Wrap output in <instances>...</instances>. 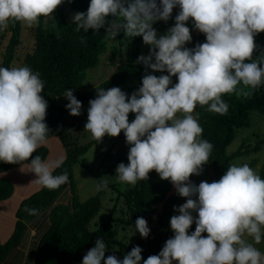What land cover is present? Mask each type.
Returning <instances> with one entry per match:
<instances>
[{
  "label": "clouds",
  "instance_id": "1",
  "mask_svg": "<svg viewBox=\"0 0 264 264\" xmlns=\"http://www.w3.org/2000/svg\"><path fill=\"white\" fill-rule=\"evenodd\" d=\"M63 2L0 0V31L13 20L32 25ZM174 8L179 9L174 24L158 34L154 23L167 22ZM71 22L77 32L104 28L113 37L120 32L128 40L140 36L149 46L148 54L136 61L145 66L140 86L130 95L118 86L96 87L84 130L97 143L123 131L128 162L116 166L118 182L134 186L155 170L187 198L174 206L173 235L158 254L143 259V249L134 246L122 259L105 257V241L97 238L81 264H264V252L255 246L264 241V178L248 163H234L218 180L196 184L190 179L202 174L213 148L201 139L203 128L192 114L197 105L224 114V94L239 85L264 86V49L254 39L264 32V0H90ZM193 30L206 40L188 47ZM44 88L40 74L30 67L0 65V162H27L35 182L55 190L70 183L67 172L54 174L63 158L33 156L50 131ZM73 92L65 89L62 96L69 114L78 116L82 102ZM129 113L134 114L131 121ZM106 186L101 182L97 190ZM135 229L142 238L150 234L143 217H137Z\"/></svg>",
  "mask_w": 264,
  "mask_h": 264
},
{
  "label": "trees",
  "instance_id": "2",
  "mask_svg": "<svg viewBox=\"0 0 264 264\" xmlns=\"http://www.w3.org/2000/svg\"><path fill=\"white\" fill-rule=\"evenodd\" d=\"M89 2L90 0H69L71 8L77 12L86 11ZM175 15L176 12L173 10L172 17L166 23L167 28L174 24ZM162 25H164L163 21H157L153 27H163ZM10 26L11 36L2 60L4 67H12L15 51L21 40V22L13 20ZM74 28L75 26L68 20L63 8L54 11V24L52 25L46 24L45 16L40 17L35 26L33 51L25 57L26 65L34 72H38L45 84L41 94L48 102L45 119L50 131L47 141L55 138L61 139L66 151L62 166L56 168L54 174L67 172L72 192L71 204L57 203L68 184L55 190L40 186L38 190L24 197L15 210V221L11 234L4 243H0V263L23 243L27 225L45 215L44 213L47 218L44 224L45 229L43 228L44 231L38 237L37 254L32 264H76L82 252L93 247L97 238L105 241L108 251L112 250L115 244H120L116 238L111 217L104 220L97 229H88V224L101 206V197L99 193L80 202L73 182V166L96 141L91 139L86 144L79 145L77 139L71 138L69 127L75 115H70L65 108L68 103L66 98L63 96L61 102H58V98L62 97L65 89H74L73 94L82 102V109L85 108L87 112L89 100L97 95L96 87L107 89L118 86L121 88L133 77L141 78V82L145 74V66L136 61L143 54V41L140 36L128 40L123 33L125 48L128 50L126 60L118 64L116 71L108 79L96 81L95 84L88 81L89 86L83 87L86 83V70L99 65L101 55L108 48L110 34L105 32L104 28L99 32H93L90 29L87 33L83 30L77 32ZM254 39L257 45L264 49V32L257 34ZM205 40V35L198 33L191 47ZM116 52L112 54L111 61L116 56ZM148 71L151 72L150 69ZM173 82H176L175 77H173ZM222 99L228 105L226 113L208 111L207 105H199L196 112L197 120L203 128L201 139L213 145L208 164L217 179L232 165L235 158L260 149L258 144L251 147L243 142L236 151L231 154L227 153V147L236 137L238 129L250 126V112L257 110L264 114V86L251 88L239 85L236 91L224 94ZM120 136L125 137L123 131ZM34 155L46 161L49 156L48 146L46 144L40 146L33 153ZM256 162L257 159L252 160L250 166ZM124 163L127 161L124 160ZM25 164L28 163L0 162V201L11 198L15 192L14 182L5 173ZM259 175L264 178L263 169ZM173 188L169 180L161 179L155 170H152L148 179L138 181L136 185H131L123 193L127 218L122 221L132 227L137 239L136 246L143 249L141 254L143 259L158 254L166 240L173 235L168 221L180 198ZM26 209L35 211L30 214ZM137 217H143L148 222L150 234L147 238H142L136 232ZM194 230L195 223L190 231ZM120 246V252L123 253V246ZM132 247L134 246L130 249Z\"/></svg>",
  "mask_w": 264,
  "mask_h": 264
},
{
  "label": "rangeland",
  "instance_id": "3",
  "mask_svg": "<svg viewBox=\"0 0 264 264\" xmlns=\"http://www.w3.org/2000/svg\"><path fill=\"white\" fill-rule=\"evenodd\" d=\"M58 8H63L68 20L70 21L72 15L77 12L71 8L69 0H64V2L58 5L56 9ZM178 10V8H174L176 14ZM45 22L47 25L54 24V12L50 16H45ZM10 23L11 21H9L8 26L5 30L0 31V65H2L3 55L11 36ZM166 23L167 22L163 21V27L156 28L158 34H163L167 31L168 26ZM36 24L37 22L32 25H27L21 22V40L16 48L12 67L26 65L25 57L28 53H31L33 51L34 47V31ZM188 26L191 29L190 23L188 24ZM198 33H200L198 30L192 31L193 40L190 44L187 45L188 47L192 46V44L194 43V39L198 35ZM143 47V55H147L149 52V46L143 43ZM115 51H117L116 56L111 61V56ZM127 51L128 50L127 48H125L124 44L123 32H120L116 37L110 35L108 48L105 53L101 55L99 65L86 70V83L83 85V87L89 86L87 84L88 81H91L92 84H95L96 81L108 79L116 71L118 64L121 63V61L126 60V57L128 56ZM153 74L159 76L161 74L167 73L154 72ZM140 80L141 78L138 77L131 78L121 86V90L130 95L139 87L141 83ZM62 100L63 96L58 98V102H61ZM195 110L192 114L196 118ZM250 118V126L238 129L236 137L227 147V153L231 154L232 152L236 151L243 142L249 144L251 147H255L257 144L260 145V149H258V151H252L248 154L241 155L240 157H237L232 161V164L248 163L250 165L252 160L257 159V162L251 167L256 170L258 174H260V171L262 169L264 170V114H261L257 110H253L250 112ZM132 119H134V114L129 113V120L131 121ZM86 122L87 112L84 108L81 110L80 115L75 116L72 119V124L69 127V135L73 140L77 139L76 141L79 145L86 144L92 139L91 134L84 130V125ZM53 141L58 142L64 148L61 139L55 138L53 139ZM50 144L51 141L49 140L47 142V145L50 146ZM51 146L56 149L55 153L57 158L62 156L63 151L59 149L54 142H52ZM127 153L128 145L125 142V137L123 138L122 136H120V134L116 137L105 135L101 142L93 143L88 151L83 153L79 157L78 162L73 166V182L80 202L86 201L88 198L98 195L99 193L101 197V206L88 224V229H97L104 220L111 217V221L115 229L116 238L120 241V244H115V247L112 250L106 251L105 257L115 254L118 258L122 259L124 254L131 251V246H136L137 244V239L132 227L122 221L123 219L127 218V209L123 193L128 188H130L131 185L118 182L115 177V168L120 162H124V160L127 161ZM53 160L56 159L52 158L51 161ZM8 175L10 176L11 174L8 173ZM190 179L196 184L201 181L212 182L214 180H218L214 176L213 171L208 163L203 166L202 174L192 175L190 176ZM105 181L107 182V186L101 188L100 190H97V185ZM174 190L175 188H173V191ZM71 196L72 192L70 185L68 184L66 191L60 196V198L57 200V203L71 204ZM16 198H18V195L16 196ZM186 199L187 198L180 196L178 204L176 206L183 204ZM15 202L16 201L6 203V201H0V205H6V208L0 207V216H6L5 212L3 211L6 210V213H8ZM7 207H10V209H8ZM176 214L178 213L174 211L172 216ZM168 225H170V220L168 221ZM44 229H42V231H44ZM33 230L35 231V229ZM120 245L123 246V253L120 252ZM255 246L263 248L264 241ZM87 251L88 249H85L82 252L81 257L76 264H81L83 256ZM21 259V256L18 257V259H16L12 264H21ZM174 264L176 263L174 262Z\"/></svg>",
  "mask_w": 264,
  "mask_h": 264
},
{
  "label": "crops",
  "instance_id": "4",
  "mask_svg": "<svg viewBox=\"0 0 264 264\" xmlns=\"http://www.w3.org/2000/svg\"><path fill=\"white\" fill-rule=\"evenodd\" d=\"M198 106L199 105H197L196 107L195 115H196ZM50 141H51V144L52 142H54L56 146L63 151L62 156H60L59 158L62 157L64 159L66 155V151L64 150L62 145L56 141H53V139ZM51 144L49 146L46 143V145L49 148V156L46 161H51L52 158L59 159L56 157V153H55L56 149H54L51 146ZM29 167H30L29 164H25L22 167L12 169L5 173V175L8 176L14 182L15 192L11 198L4 200V201H6V203H11L12 201H16V202L11 209L10 207H7L8 209H10L8 213H6L7 212L6 210L3 211L5 212L6 216H0V233H1L0 243H4L8 239L9 235L11 234V231L13 230V225L15 221V210L18 207L20 201L24 197L28 196L29 194H31L32 192L40 188V186L35 182L36 174L28 171ZM8 173L11 175L9 176ZM17 195H18V198H16ZM1 205L0 207L6 208L5 204H1ZM44 214L46 215V213ZM45 215L40 216L34 222L27 225L26 235L23 239V243L19 245L17 248H15L12 251V253L9 255V257L0 264H12L20 256L22 257L21 264H32L33 263L36 257V254H37L38 237L41 235L42 229L44 228V224L47 219L45 218ZM33 229H35V231ZM257 248L260 249L261 252H264V247L260 248L257 246Z\"/></svg>",
  "mask_w": 264,
  "mask_h": 264
}]
</instances>
